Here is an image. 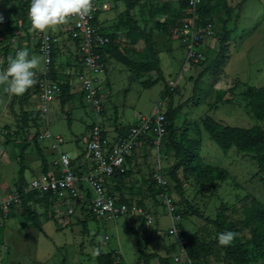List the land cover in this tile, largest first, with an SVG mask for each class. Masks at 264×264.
Here are the masks:
<instances>
[{
    "label": "rangeland",
    "instance_id": "rangeland-1",
    "mask_svg": "<svg viewBox=\"0 0 264 264\" xmlns=\"http://www.w3.org/2000/svg\"><path fill=\"white\" fill-rule=\"evenodd\" d=\"M96 1L101 5L100 27L107 34L118 31L119 48L123 51L122 43L127 40L128 31L121 25L127 10L125 0ZM221 1H212L215 35L201 46L203 59L187 62V49L180 32L171 27L165 33L157 27V23L184 13L187 4L184 7L182 0H142L136 15L141 26L152 31L157 42L162 74L135 71L110 58L107 73L99 78L100 84L104 85L101 95L105 102V112L99 120L107 138L112 141L116 128L128 133L132 126L140 123L142 115L153 113L156 107L166 112L171 105L174 108L183 105L174 120L176 140H184L190 152V139L202 140V162L226 170L229 178L215 183H199L194 174L181 169L178 173L181 195L169 175L178 161L174 147L177 141L169 137L167 144L162 146L152 143L150 167H145L142 162L138 166L141 173L134 176L137 179H128L126 185L121 186L124 194L133 200L129 214L95 219L88 209L73 208L74 212L70 214L67 201L50 210L48 202L43 200L31 204L40 214L39 223L35 225L23 214L20 204L19 210H12L7 218L0 213V264H99L98 257L105 253L117 255L119 264H164L156 258L146 263L139 252V245L146 254L157 253L163 257L167 264H199L198 259L190 257L186 247L193 240L198 245L208 244L213 251L203 261L223 264L224 252L215 243L217 228L211 221L216 220L220 207L227 206L230 209L228 215L237 226H241L240 221L246 217L244 205H253L250 200H255L264 206V172H259L256 160L248 152L233 148L225 153L210 138L203 119L209 116L233 127L264 126V121L253 116L244 97L250 87H264V0H226L223 3L227 8ZM20 3L21 0H0V17L6 19V23L12 18V25L18 24L15 15ZM25 3L28 11L30 0H25ZM69 20L47 32L54 35L65 30L59 37L60 42L71 39L70 31L66 30ZM227 30L232 31L230 41L223 45L224 55L219 56ZM211 41L212 47L206 46ZM10 46L13 56L19 48L29 52L18 39L11 41ZM31 56L41 57L36 70L40 73L44 68L42 54L32 53ZM3 63L0 61V71L5 69ZM145 81L151 83L145 85ZM170 81L176 84L173 98L166 95ZM5 87L0 84V128L14 134L0 135V190L4 181L11 184L17 181L21 169L31 168L36 174L40 173L37 168L43 163V157L53 162L59 158V150L72 157L85 151L88 126L96 120L92 107L82 96V91L77 89L72 90L75 93L71 103L62 104L56 98L49 104L48 113H44L40 110L42 100L34 86L19 96L7 93ZM38 109L42 114L38 123L32 118L27 119L28 114L37 113ZM46 131L63 137L64 142L59 149L53 147L51 137L44 136ZM157 165L170 181L171 186L166 192L158 185L154 193L151 191L150 171ZM130 167L134 170V166ZM166 196L171 197L176 206L173 217L168 210ZM141 200L143 202L139 204ZM189 204L195 210L189 208ZM139 207L145 210L143 214L138 212ZM146 214L153 218L149 226ZM177 214L181 215L179 220L175 218ZM172 229L176 232L171 233ZM241 229L242 235L250 237V228ZM255 263L264 264L259 254L252 255L251 264Z\"/></svg>",
    "mask_w": 264,
    "mask_h": 264
},
{
    "label": "built area",
    "instance_id": "built-area-1",
    "mask_svg": "<svg viewBox=\"0 0 264 264\" xmlns=\"http://www.w3.org/2000/svg\"><path fill=\"white\" fill-rule=\"evenodd\" d=\"M187 7L184 12V22L178 31L183 38L187 49V62H198L203 59L204 54L201 50L205 40L215 35L214 25L207 21L203 23L200 15V8L204 6V0H185ZM98 12V7L92 2V8L88 15L75 16L72 19L73 27L71 38L79 41V53L85 71L80 75L82 91L96 116V120L89 130V138L86 142L87 155L91 161L90 171L84 175L78 174L73 167L71 156L59 150L60 173H49L38 176L22 188L24 194L36 191L41 194H52L59 197L77 199L82 189L90 190L93 194L90 209L92 213L99 217L116 218L130 213L128 204L121 202L118 197L111 195L105 185V179L111 177L116 170L127 168V155L136 152L143 141H148L157 145L164 144L168 135L167 121L165 112L158 107L151 114L142 115L140 123L132 126L127 136L118 142L110 141L100 123L99 117L103 112V102L101 100V84L99 78L107 71L106 56L101 52L110 42L108 34L100 31L95 25L94 19ZM39 52L44 59V70L39 79V96L42 100L41 112L48 113L49 104L53 102L60 93V85L51 79V67L53 53L58 38L51 33L40 32ZM20 50V49H18ZM17 50V51H18ZM176 84L170 81L169 88L174 90ZM162 102L158 105L160 106ZM49 124V120L47 121ZM7 133L0 128V135ZM45 137H51L54 141L53 147L59 149V145L64 142L63 137L53 136L46 131ZM157 185L163 190L168 191L171 186L169 179L161 169L153 175ZM170 215L176 212V206L171 197H165ZM21 201V191L16 189L9 193L0 190V213L7 218L14 207L19 206ZM70 214L73 210L69 211ZM138 212L143 214L145 210L139 207ZM147 225L153 222L150 214ZM181 218L180 214L175 217ZM175 233L176 229L170 230ZM178 261V260H177Z\"/></svg>",
    "mask_w": 264,
    "mask_h": 264
},
{
    "label": "trees",
    "instance_id": "trees-1",
    "mask_svg": "<svg viewBox=\"0 0 264 264\" xmlns=\"http://www.w3.org/2000/svg\"><path fill=\"white\" fill-rule=\"evenodd\" d=\"M212 1L213 0H207L206 5L200 8V15L203 19V23L207 21H210L212 23L214 22V7L212 6ZM225 1L226 0H222L221 2L223 3ZM125 2L127 5V10L121 20V25L123 27H126L128 31L126 37L127 40L122 43L123 51L119 48L120 44L117 45L116 41L119 38V33L116 30L114 31V33L108 34V36L110 37V42L105 47H103L101 52L105 55H112L117 61L129 66L135 71H156L161 76L162 70L160 67L159 51L157 49V42L154 39L152 31L145 30L138 23V21L131 16L130 13L137 6L139 0H125ZM182 2L185 7L186 1L182 0ZM223 5H225L226 8L228 7L225 3H223ZM230 15L231 14L228 12L229 20L231 17ZM184 18V13H182L181 15L177 14L176 17H169V19L164 21L163 23H157V27L165 33H168L171 27L180 30L183 26ZM94 23L98 27V13L96 14ZM231 34L232 31L227 30L222 40V50L219 51V56L224 55L225 52L223 45H225L226 42L228 43L230 41L229 38ZM138 40H144L145 48L138 52L140 56L130 57L128 53L132 49L133 44H135ZM76 42L79 43V41ZM81 64L83 65V62H81ZM81 64L79 65L82 66ZM37 78L40 79V76H38ZM143 83L147 85L151 82L145 81ZM58 84L60 85L61 89L60 94L58 95H60L62 98V104H66L72 99L70 86L65 83ZM174 90H170L168 85L166 89V95L173 98L172 91ZM82 96H84L83 93ZM244 97H246L248 100L247 104L248 107L251 109L253 116L259 121H264V87H250L246 91ZM182 107L183 105L174 108L171 105L169 106V109L165 112L168 130V135L166 136L164 141L165 144H167V140L169 137L172 140H176L174 120L177 114H179V112L182 110ZM39 112L36 113L38 114L37 119L40 115ZM203 125L205 130L209 133L210 138L217 142V144L221 147V149H223L225 153H228L233 148H236L238 151L248 152V154L251 155V158H253V160H256L259 172H264V126L257 124L251 128L233 127L217 122L209 116L203 119ZM91 128L92 124L88 127V129L90 130ZM126 136L127 133L124 135L123 138H125ZM190 140H192L191 152L189 147L187 146V143H185L184 140H176L177 143H174V147L178 161L172 166L169 171V175L171 179L176 183V188L181 195L182 186L181 181L178 178V173L181 169H186L192 174H194L196 180L199 183H215L217 181H226L229 178L228 172L226 170L221 169L219 167H214L210 164H204L202 162V160L200 159V153L203 145L202 140H199L198 138ZM133 153L134 151L126 156L127 160L130 161ZM85 155H87V150L83 151V153L81 154L82 157ZM196 157L198 160H195ZM45 162L46 160L43 157V164ZM21 164L22 166L24 165L23 162ZM44 165L46 166L45 171H48L47 165ZM74 170L78 174L82 175V172L77 171L75 168ZM130 171L131 170L128 169L116 170L111 177L106 178V180L110 179L111 183H115L113 188L109 189V193H111V195L115 196V193H117V191L123 192L121 186L126 185L125 181L131 176ZM152 174L150 176V179L152 178L150 186L151 191L154 193L157 183L152 177ZM19 190L21 191L20 204L23 207V214L31 220L32 224L37 225L39 223L38 221L40 214L32 208V202L37 203L41 200H48L49 198H51V196L54 195L47 193L44 194V196L42 195L43 197L40 196L41 198H39V194L41 195V193L39 192L31 191L29 193L24 194L22 192V189ZM90 193L92 192L90 190H87V194L91 195ZM57 197L58 196H56V198ZM119 200L130 206L133 203L132 198H128L127 196H122L119 198ZM250 201L253 202V205H249L250 207L248 205H244V212H246V217L240 221L241 226H237L236 222L231 219L232 217L228 215V211L230 209L227 206H224L222 208L220 207L216 214V220L211 221L213 224L216 225L217 228V237L215 239V243L220 246V248L224 252L223 264H251L252 255L254 254H259L262 260H264V206L259 205V203L255 200ZM142 202V200L139 201V204H142ZM189 208L195 210L194 207L190 204ZM233 208H235V206H232V209ZM88 210L93 218H98L92 213V210L90 208ZM242 227L250 228V237L246 238L244 235L241 234L243 230L241 229ZM225 231H232L236 233V236L230 245L221 246L218 244V235ZM186 247L188 248V254L190 255V257L198 259L197 262L199 261V264H207V262L203 261L202 259L207 257L209 253L213 252L212 249L208 247V244L198 245L197 242H195L194 240L187 243ZM139 252L145 257L146 263H148L149 260H151L152 258H156L164 264H167V261L163 257H160L157 253L146 254L143 251L142 246L140 245ZM98 261L99 264H119L117 261V255H113L112 253L101 254L98 257ZM257 263H259V261Z\"/></svg>",
    "mask_w": 264,
    "mask_h": 264
},
{
    "label": "crops",
    "instance_id": "crops-1",
    "mask_svg": "<svg viewBox=\"0 0 264 264\" xmlns=\"http://www.w3.org/2000/svg\"><path fill=\"white\" fill-rule=\"evenodd\" d=\"M92 2L94 4H96L98 7V12H97L98 13V27H99V29H101V31H103L105 34H107V32H105L103 30V28L100 27V23H99V13L101 11V5L96 0H92ZM140 3H142V0H139V3L137 4V6ZM206 3H207V0H204V6L206 5ZM26 6L27 5L25 3V0H21L20 5L17 7L18 13L15 15V20L18 21V24L12 25V18H9L7 23H6V19H3V22L0 23V26H1V28H0V54L3 55V56L0 55V61L4 62L3 64H4L5 68L7 67L8 57L10 55H13V50L11 49V46H10L11 41H16V39L20 40L23 46L28 47V49H29L28 53H29L30 57H31L32 53H36V54L40 53L38 50L39 41H40V39H39L40 32L34 31L35 32L34 33L32 31L33 29L31 27V21L29 18V10L27 11ZM137 6L130 13H131V16L135 20L138 21L139 18L136 14H138L139 7L137 8ZM10 10L12 11L13 8H11ZM20 22L22 23V25L20 24ZM138 23H139V21H138ZM72 26H73V23L69 20V26H67V28H66L67 32L70 31V33H71ZM142 27L145 30H147L146 26H142ZM64 31L60 30V31H58L57 34H54V36H56L58 38V42L55 45V50L53 53L54 55H53L51 79L57 83L68 84V86H70V89H71L70 92L72 93V99H73V97H74L73 95L75 92L73 93L72 90L74 91L77 89L78 92L82 91V83H81L79 77L85 71V68L81 64L82 60H81V56L79 53V44L75 40H73L72 38L71 39L70 38L64 39L62 42H60L59 37H61L63 35ZM147 31H149V30H147ZM176 31H178V30L176 29ZM70 33H69V35H70ZM112 33H114V31H112L109 34H112ZM177 35H179V33H177ZM179 36H181V35H179ZM213 41H214V39H213ZM116 42H117V45H119L118 40ZM207 43H206V46L212 47L211 46V45H213L212 41L207 42ZM143 48H145L144 40H138L135 44H133L132 49L129 51L128 55L132 56L133 54L138 53L137 52L138 50H141ZM110 58L115 59L112 55L107 54V56H106V63L107 64H108ZM79 64H81L82 66H80ZM43 70H44V68L42 69V71L40 73L36 72L35 79L38 76H40V74L43 72ZM107 70H108V67H107ZM106 73H107V71H106ZM36 81H37V83L34 85V88H35L36 92L39 94V87H38L39 78H37ZM107 81H108V79H107ZM108 87H109V85H108ZM102 88H104V85L103 86L101 85V89ZM82 93H83V91H82ZM100 95H101V91H100ZM57 98L60 99V101L62 102V98L60 95H58ZM72 99L70 100L69 103H71ZM82 99H84V98L82 97ZM101 100H103L102 95H101ZM102 102H103V104H105L104 101H102ZM37 112H39V109ZM104 112L105 111L103 110L102 114ZM39 113H40L39 117H41L42 114H41V112H39ZM37 116H38V114H36V112H32L31 115H29V114L27 115V119L32 118L35 123H38L39 117L37 119ZM93 122L91 124H93ZM5 131H7V133L5 135H10L11 132H9L8 130H5ZM88 131H89V129H88ZM11 134H14V133H11ZM124 135H125V133L121 132L118 128H116L115 135L113 136L114 139L112 141L118 142V141H120V139H122L124 137ZM88 138H89V132H88L87 141H88ZM150 144L152 145V143H150L148 141H143L140 148L132 154L130 161L127 160V168L126 169L130 170V168H131L130 166H134V170L130 171V175L131 176L133 175L132 179L128 178L129 180H136L137 179L134 176L136 174L141 173L139 170L140 168L138 166H141L142 162H143L145 167H146V165L148 167H150V165L148 164L150 157H151V153H152ZM143 147H144V150L142 151L141 148L143 149ZM64 153L69 154L68 152H64ZM82 153L83 152H81V153L77 152L73 157L70 154L69 155L71 156L73 167L77 171L82 172V174L86 175L90 171L91 161H90L88 155H85L82 157L81 156ZM44 164L47 165L48 171H45L46 166ZM44 164L43 163L39 164V167L37 168V170H38V172L40 171V173H38V174H36L35 170H32L31 168H27L26 171L21 169L20 175H19V178L17 179V181H15L12 184L4 181L2 184L1 191L3 193H9V192L14 191L16 189L19 190V189H22L24 186L28 185L32 179H34L38 176H41L43 174H49V173H56V174L60 173L61 167L59 164V158L55 159L53 162H48V160H46V162ZM151 169L152 170L150 171V173L152 172L154 175V173L157 172L159 169H161V167L159 165H157L156 168H151ZM114 184L115 183L111 184L110 179H107V180L105 179V185H106V188L108 189V191H109V189L112 188L111 185H114ZM118 190H120V189H118ZM90 194L91 195L87 194L86 189H82L80 196L75 200H73L71 198H67V197L56 198V196H51V198H49L50 201H49V199L45 200V201L48 202V204L50 206V210H55V208H56L55 205L56 206L61 205L62 202L67 201L65 203L69 204V211L73 210V208H74V210L80 209L81 211H85V209L90 208L91 203H92L93 194L92 193H90ZM40 196L43 197L42 195H39V198H41ZM115 196L120 198V197L126 196V195L122 191H117V193H115ZM41 201H38L37 203H40ZM33 203H35V202H32V204ZM19 208H20V206H16V207H14L13 210L17 209V211H18ZM74 210H73V212H74Z\"/></svg>",
    "mask_w": 264,
    "mask_h": 264
},
{
    "label": "clouds",
    "instance_id": "clouds-1",
    "mask_svg": "<svg viewBox=\"0 0 264 264\" xmlns=\"http://www.w3.org/2000/svg\"><path fill=\"white\" fill-rule=\"evenodd\" d=\"M91 8L92 0H30L31 27L41 33L54 30L72 17L88 15ZM40 63L41 57H30L27 50H18L8 57L7 67L0 71V84L6 85L5 91L11 95H23L37 83L35 75ZM235 236L232 231L222 232L218 244L228 246Z\"/></svg>",
    "mask_w": 264,
    "mask_h": 264
}]
</instances>
